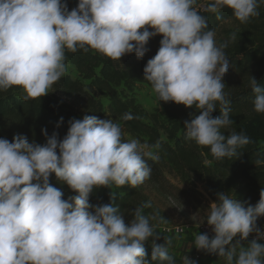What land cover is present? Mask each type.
Instances as JSON below:
<instances>
[{
    "label": "clouds",
    "instance_id": "9594fccd",
    "mask_svg": "<svg viewBox=\"0 0 264 264\" xmlns=\"http://www.w3.org/2000/svg\"><path fill=\"white\" fill-rule=\"evenodd\" d=\"M261 4L264 0H78L69 10L66 0H0V91L15 86L25 100L40 98L67 72L66 51L91 49L114 60L134 53L139 59L150 38L161 35L143 79L158 102L195 109L183 122L187 140L208 147L217 160L238 158L237 149L249 137L221 131L233 124L223 91L230 67L227 43L217 46L201 10L220 19L228 8L247 23ZM249 87L253 111L264 114V87L252 76ZM218 105L221 115L213 117ZM122 119L134 117L125 113ZM62 122L63 117L55 127ZM67 123L62 139L41 129L43 144L22 134L0 138V264H174L171 239L156 243L161 237L150 223L161 214H142L150 203L131 210L126 223L112 198L89 202L94 189L142 184L151 174L146 158L158 159L151 150L156 145L125 141L112 119L85 115ZM52 174L76 194L64 199L49 181ZM209 208L205 222L214 235H196L195 248L225 264H264V228L257 227L264 217V189L255 205L226 192L217 193ZM250 234L254 238L244 247ZM149 238L150 255L144 247ZM183 264L197 262L185 256Z\"/></svg>",
    "mask_w": 264,
    "mask_h": 264
},
{
    "label": "trees",
    "instance_id": "16d2710c",
    "mask_svg": "<svg viewBox=\"0 0 264 264\" xmlns=\"http://www.w3.org/2000/svg\"><path fill=\"white\" fill-rule=\"evenodd\" d=\"M66 3L71 10L76 7L78 0H66ZM258 12L257 17L250 18L247 23H240L228 8L221 10L220 19L217 14L201 10V14L207 17L208 28L215 31L217 46L227 43L223 51L230 67L223 76V91L230 101L229 116L233 124L221 131L225 135L232 131L242 132L249 137V143L237 149L238 153H242L238 158L217 160L208 147L199 146L185 138L183 122L189 119L194 108L160 101L162 113L157 115L142 111L136 103L131 95L133 86L136 83L151 86L143 79V68L150 56L156 54L161 35L150 38L146 45L148 51L139 59L134 53L114 60L91 49L75 53L66 51L65 62L74 66L78 78L64 74L49 88V93L40 98L25 100L24 91L15 86L0 91V138L11 141L14 135L22 134L29 142L43 144L45 136L41 129H46L49 136L56 131L58 138L62 139L70 119H82L88 115L119 121L124 130L140 143L156 145L151 150L158 159L146 158L151 174L142 184L135 188L117 186L113 192L109 187H100L90 194L89 202L92 204L108 203L112 198L117 215H122L126 222L131 220V210L145 203L151 206L144 208L142 214H153L151 200L142 187L144 184L160 185L162 182L170 184L166 175L182 182L202 183L211 200L217 193L227 192L238 201L255 205L260 191L264 189V163H256L257 160L264 161V114L253 111L249 79L250 76L254 77L264 87V4L258 7ZM226 21H231L235 28H226L223 25ZM99 97L107 99L106 107ZM125 113L132 114L134 119L123 120ZM212 115H221L219 105ZM61 117L63 122L56 128ZM123 139L128 141L124 136ZM49 181L63 192L64 199L76 194L66 184L57 181L54 174ZM179 191L188 194L184 188ZM194 199L199 202L198 197L194 196ZM150 223L157 222L150 220ZM263 224L264 217L258 218L257 227ZM151 245L144 242L149 255ZM169 255L174 264L183 263L172 253L169 252ZM152 264L160 262L153 261Z\"/></svg>",
    "mask_w": 264,
    "mask_h": 264
},
{
    "label": "rangeland",
    "instance_id": "374dc122",
    "mask_svg": "<svg viewBox=\"0 0 264 264\" xmlns=\"http://www.w3.org/2000/svg\"><path fill=\"white\" fill-rule=\"evenodd\" d=\"M223 25L226 28H235L231 21H226ZM152 57L153 56L151 55L150 58ZM65 63L67 65V72L65 74H69L72 78H78V73L75 70L74 66L68 62ZM131 95L134 97L136 103L139 105L142 111L146 113H156L157 115H161L162 105L160 102H158L157 96L152 91L151 86L145 83H136L133 86ZM99 99L102 102L103 106L106 107L107 99L104 97H99ZM114 122H118L121 125L119 121ZM121 129L122 134L126 140L134 139L124 130L122 125ZM166 177L169 180L170 184L162 182L160 185L144 184V186L142 187V190L148 195L149 199L151 200L154 211L153 213L161 214V217H158L157 220L152 221L154 223L160 222L162 220V217L177 218V220L204 221L207 218V214L210 210L209 205L212 202H215L216 196H214L213 198L214 201L211 200L206 193L204 185L200 182H182L178 179H173L168 175H166ZM116 187L117 186L115 185H111L109 186V189L111 192H113ZM182 188L188 191L187 195L179 191V189ZM194 196L198 197L199 202L195 201Z\"/></svg>",
    "mask_w": 264,
    "mask_h": 264
},
{
    "label": "crops",
    "instance_id": "0c3cea01",
    "mask_svg": "<svg viewBox=\"0 0 264 264\" xmlns=\"http://www.w3.org/2000/svg\"><path fill=\"white\" fill-rule=\"evenodd\" d=\"M164 219L162 218L160 222L152 224L161 237L156 243H163L167 239H171L169 252L178 258H181L182 255H193L197 259V264H225L224 258L195 248V237L200 233L201 220ZM179 228L180 231L177 230ZM146 242L152 244V239L149 238ZM261 242L264 243V241ZM242 244L247 247L248 241H243Z\"/></svg>",
    "mask_w": 264,
    "mask_h": 264
},
{
    "label": "built area",
    "instance_id": "2783aa9c",
    "mask_svg": "<svg viewBox=\"0 0 264 264\" xmlns=\"http://www.w3.org/2000/svg\"><path fill=\"white\" fill-rule=\"evenodd\" d=\"M206 220V219H205ZM204 221L201 222V224L199 225V231L200 233H207L209 235V237L211 238L214 234L212 233L211 227L209 225H207V223ZM261 228H264V224L260 226ZM178 231H180L181 229H177ZM254 238V234H250L249 237L247 238V240H252ZM187 256L189 259L191 260H195L197 262V259L193 256V255H182L181 256V260L183 262L184 257Z\"/></svg>",
    "mask_w": 264,
    "mask_h": 264
}]
</instances>
